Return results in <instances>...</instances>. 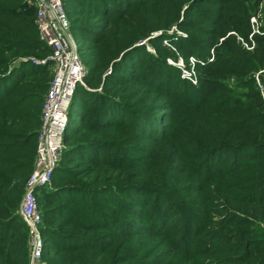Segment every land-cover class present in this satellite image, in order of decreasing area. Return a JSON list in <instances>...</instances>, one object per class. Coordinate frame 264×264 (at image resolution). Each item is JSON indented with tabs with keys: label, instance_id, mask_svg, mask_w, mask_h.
Wrapping results in <instances>:
<instances>
[{
	"label": "rangeland",
	"instance_id": "374dc122",
	"mask_svg": "<svg viewBox=\"0 0 264 264\" xmlns=\"http://www.w3.org/2000/svg\"><path fill=\"white\" fill-rule=\"evenodd\" d=\"M74 2L79 0H65V5L84 73L96 64L105 46L126 44L102 69L90 73V80L83 78L81 84L88 90L100 89L104 78L113 73L117 64L120 83L110 84L109 92L115 94L126 109L139 108V114L145 119L143 124L136 123L134 127L131 123L126 127L114 125L109 127V133L101 134L88 132L80 127L76 117L71 118L59 166L52 170L47 184L36 190L41 208H54V215L46 218L53 228L97 240L90 241L89 247L64 253L49 246L37 259V264H58L63 256L70 264L87 261L97 264H240L254 261L259 264L258 256L264 255V219L254 218L252 224H241L244 229L251 228L245 236L254 243L248 244V253L236 252L231 240L234 231L222 228L218 222L228 212L216 210L214 201H209L204 190L207 184L223 183L236 185L229 188L236 192L244 179L259 177V174L234 166L246 158L252 164L258 159L249 157V151L244 152L243 157H235V164L231 163L234 157L229 151L206 158L192 148L189 136L185 135L188 127L179 121L183 115L175 108L176 104H183L189 82L194 79V72L187 65L181 49L196 53L198 44L204 42V31L213 6L210 0H105L106 6L99 9L86 3L78 6ZM27 6L32 7L29 0H0V81H3L0 94L17 85L0 104L18 94H28V98L41 97L24 99L22 107L5 110L1 107L0 119L6 118L10 110L29 114L31 120L36 116L39 124L40 105L47 87H40L45 78L38 71V64L51 59L45 47L30 49V43L23 42L30 36L21 31L27 22ZM30 17L35 22L33 8ZM251 21L255 30L264 28L263 5L251 16ZM18 38L21 43L15 42ZM192 56L189 57L190 64ZM23 62L31 63L27 75L15 81L10 77L11 72ZM258 72L249 75H253L256 85L263 88ZM238 78L227 73V80L237 93L248 90L250 83L238 85ZM80 103L81 99L76 110H81ZM124 120L130 121L128 116ZM25 122L23 126H27ZM111 132L126 137V152H117L114 147L99 151L97 142L110 140ZM74 143L78 147H72L68 155H62L64 149ZM32 147L31 151L30 148L18 149L16 156H0L4 162L12 158L25 164L29 162L28 156H35V138ZM172 150L177 156L170 173L176 172L173 180L175 185L181 186L180 196L167 199L169 202L161 204L164 208L160 210L154 205L160 201L153 195L160 187L149 180L158 176L155 162L167 161ZM32 169L23 179L18 208ZM263 196L255 203L264 204ZM237 197L231 200H239ZM188 200L198 201V210L185 213L181 206L187 205ZM86 204L90 208L89 217L83 210ZM61 207L70 210L72 215L68 218L73 224L64 225L68 218L62 215ZM261 216H264V208L258 215ZM102 220L106 223L100 224ZM219 232L228 233V237L223 241L217 239Z\"/></svg>",
	"mask_w": 264,
	"mask_h": 264
},
{
	"label": "trees",
	"instance_id": "16d2710c",
	"mask_svg": "<svg viewBox=\"0 0 264 264\" xmlns=\"http://www.w3.org/2000/svg\"><path fill=\"white\" fill-rule=\"evenodd\" d=\"M62 1L66 10L65 0ZM104 1L89 0L85 2V0H79V2L74 3L78 6L86 3L89 7L99 9L106 6ZM117 1L119 0H114V2ZM210 2L213 6L210 8L207 20L208 26L204 31V42L198 44L199 50L196 53L193 50L181 49L187 65L194 72V81L189 82V91L183 104H176L175 108H179L178 111L183 115L179 121L185 127H188L185 135L189 136V143L192 144V148L199 150V153H202L206 158L229 151L232 154L231 157H234L231 163H234L235 157L242 156L244 152L249 151V157L258 159V162L253 164L250 163L249 158L244 159V162L236 163L235 168L242 166L243 170H251L254 174L255 172L259 174V177L254 176L244 179L243 184L238 186L236 192L234 189H229L234 188L236 185L223 183H217L214 186L207 184L208 187L204 189L206 197L210 199L209 201H214L213 206L216 210L228 212L218 222L221 223L222 228L234 231L231 240L234 247H236L235 251L247 252L249 249L248 244L254 242L245 234H249L252 230L251 228H242L241 224H252L254 218L264 219V216L258 217L262 213L264 204L255 203L260 196L264 195V28L260 31L255 30L251 21V16L257 14L260 5L264 6V0H210ZM32 8L34 9L33 5L26 8L27 22L21 31L22 33H29L30 36L23 39V42L30 43V49L43 46L49 52V47L39 39L36 23L30 17ZM11 39L9 38V40ZM15 42L21 43L22 41L18 38ZM125 45L105 46L96 64L89 68L87 73H84L83 78L90 80V73L102 69ZM191 54L193 56L190 64L189 57ZM211 54L212 59H209ZM114 63L116 64L117 61L115 60ZM30 64V62H23L20 66L14 67L10 77L14 78L15 81L24 79ZM51 64L52 61L49 60L38 64V71L45 78V82L40 85L41 89L48 87L52 76ZM114 67L113 73L110 74L111 77L108 75L104 78L100 89L88 90L81 83L77 84L68 108L63 141L68 139L67 132L72 117L78 119L81 128L88 132H101V134L109 133L107 132L109 127L114 125L126 127L127 124L131 123L134 127L136 123H144L145 117L143 118L139 114V108L126 109L124 103L117 99L115 94L109 92L110 84L120 83L117 79L120 67L117 64ZM254 71H259L263 88H259L256 85L254 76L249 75ZM227 73L239 77L238 85L250 83L248 90L237 93L229 84ZM2 82L0 81V83ZM16 86L15 84L12 88L5 90L2 93L3 95L0 94V102L3 103ZM28 97H30L28 94L12 96L9 101L0 104V108L2 107L5 110L6 108L22 107L24 99L37 100L41 96ZM80 99L81 110H76ZM6 115V118L0 119V155L16 156L17 150L21 148H30L31 151L34 138L36 146L40 118L38 124L36 116L31 120L29 114L24 112H10L9 110ZM123 116H128L130 121H125ZM25 121H27V126L22 124ZM110 134L112 136L110 140L97 142L100 145L99 151L103 152L108 147H114L117 152H126V149H128L125 144L128 142L126 137L116 136L113 132ZM256 139L260 140L257 142ZM72 147L76 148L78 144L74 143L70 148H65L62 155H68V151L72 150ZM176 156V151L172 150L167 161L155 162L158 176L155 180H149L150 183H158L161 188L153 192L155 199L157 198L160 201L159 204L155 202L154 205H158L160 210L164 208V205L161 204L169 202L167 199L170 197L175 199L180 196L181 186L175 185V180H173L176 172H173L174 174L170 173L173 170L171 167ZM28 159L29 162L20 164L12 158L4 162V158L0 156V264H28L30 254L28 226L18 208L23 189V179L27 175V171L33 167L35 156L30 155ZM59 162L60 159L54 169L59 166ZM252 165L255 167L252 168ZM36 194L41 213L39 228L42 246L40 256H43V252L49 246L64 253L89 247L88 243L90 241L95 242L97 240L85 235L62 233L60 230L53 228L46 218L54 215V208H41L38 190ZM234 196H238L237 199L239 200H231ZM262 198L264 199V196ZM191 200L185 202L187 205L181 206L185 213H193L191 210H198L197 207H200L197 205L198 201L192 202ZM61 208V213L66 218L72 215L68 208ZM83 210L87 212L86 216L89 217L88 211L90 208L87 204L83 207ZM203 211L201 210V212ZM71 223L73 224L72 219L68 218L64 225ZM103 223L106 222L102 220L100 224ZM227 234L219 232L216 236L217 239L223 241L228 237ZM86 259L87 257L83 261ZM258 259L261 260L259 264H264V255L258 256ZM258 259L257 261H259ZM255 263L257 262L247 261L240 264ZM41 264H45V262ZM58 264L70 263L67 261L66 256H63ZM78 264L97 263L87 261Z\"/></svg>",
	"mask_w": 264,
	"mask_h": 264
},
{
	"label": "built area",
	"instance_id": "2783aa9c",
	"mask_svg": "<svg viewBox=\"0 0 264 264\" xmlns=\"http://www.w3.org/2000/svg\"><path fill=\"white\" fill-rule=\"evenodd\" d=\"M29 1L35 9L38 37L49 47L48 57L52 61V76L41 104L34 166L26 180L19 206V213L28 226L30 244L28 264H37L42 239L39 228L41 213L36 189L47 184L59 160L68 108L77 84L83 83L84 68L63 1Z\"/></svg>",
	"mask_w": 264,
	"mask_h": 264
}]
</instances>
